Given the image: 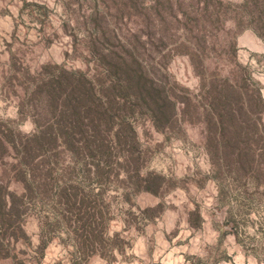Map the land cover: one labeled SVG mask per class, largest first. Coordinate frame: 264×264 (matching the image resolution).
<instances>
[{
    "label": "trees",
    "instance_id": "obj_1",
    "mask_svg": "<svg viewBox=\"0 0 264 264\" xmlns=\"http://www.w3.org/2000/svg\"><path fill=\"white\" fill-rule=\"evenodd\" d=\"M92 1L83 22L89 34L85 67L45 64L29 77L30 84L17 96V111L32 120V132L24 134L10 120L0 118V158L12 152L11 178L23 188L18 194L0 179V257L14 258L17 264H36L55 238L69 245L75 263L93 255L114 258L123 252L128 241L120 231L109 230L117 216L115 199L125 205L120 211L124 223L125 216L135 212L126 205L130 197L142 191L157 194L162 182L161 175L142 170L137 117H145L160 132L178 120L201 119L210 177L220 198L227 179L242 196L249 195L248 186L257 193L264 186V167L258 164L261 153H257L258 143L264 145V101L257 82L237 61L230 75H209L197 52L196 40L202 36L194 27L219 20L217 12L225 11L226 4L222 0L131 1L140 14L149 9L163 23L168 18L178 21L194 40L181 50L146 31L143 21L127 34L115 33L100 20L105 16L97 0ZM248 2L253 8L245 7ZM257 4V0L240 4V11L247 9L249 21L256 20ZM255 31L261 35L259 29ZM177 53L188 57L199 77L197 95L191 96L167 70L168 55ZM135 207L140 217L154 209ZM31 210L38 214L36 245H31L24 229ZM192 213L197 223L191 224L198 226L199 213ZM19 242L28 245L31 253L19 257L15 252Z\"/></svg>",
    "mask_w": 264,
    "mask_h": 264
},
{
    "label": "rangeland",
    "instance_id": "obj_2",
    "mask_svg": "<svg viewBox=\"0 0 264 264\" xmlns=\"http://www.w3.org/2000/svg\"><path fill=\"white\" fill-rule=\"evenodd\" d=\"M131 1L97 0L100 14L105 16L100 20L119 35L140 28L143 21L146 31L163 37L171 48L182 50L184 43L194 41L174 18L163 23L149 9L140 14ZM222 1L226 5L225 11L217 12L219 20H205L194 27L202 36L196 40L199 59L204 61L209 75H230L235 61L244 65L264 101V0H257L256 20L252 21L248 20L247 9L245 13L239 9L242 0ZM93 4L92 0H0V118L10 120L22 133L34 129L32 120L20 117L17 111V96L30 84L29 77L45 64L85 67L89 34L83 22ZM247 6L253 8L250 2ZM167 61L171 78L187 88L191 96L197 95L199 77L188 57L177 53L168 55ZM7 77H11L10 82ZM136 119L142 170L161 175L162 182L157 194L142 191L130 197L126 205L135 212L125 216L124 223L128 224L124 225L120 218V211L125 209L123 201L115 199L113 213L117 216L109 230L120 231L128 241L123 252L115 253L114 258L93 255L75 263L70 260L69 245L55 238L36 264H264V186L259 193L248 186L249 195L242 196L227 179L224 197L220 198L210 177L211 164L204 148L205 124L201 119L178 120L166 132L155 130L145 117ZM258 144V164L264 167V145ZM12 156L9 152L3 160L0 158V179L8 181L10 190L20 194L21 183L11 178ZM135 206L154 209L148 213L150 216L140 217ZM194 210L199 213L198 226L191 224L197 223ZM36 211H28L24 221L31 245L38 243ZM31 251L22 242L16 244L19 257ZM0 264L17 263L14 258L0 257Z\"/></svg>",
    "mask_w": 264,
    "mask_h": 264
}]
</instances>
